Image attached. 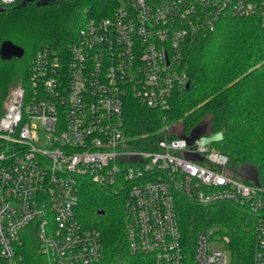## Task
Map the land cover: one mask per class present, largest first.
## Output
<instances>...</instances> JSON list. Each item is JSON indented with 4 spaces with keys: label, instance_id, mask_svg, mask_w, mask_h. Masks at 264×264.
<instances>
[{
    "label": "built area",
    "instance_id": "built-area-1",
    "mask_svg": "<svg viewBox=\"0 0 264 264\" xmlns=\"http://www.w3.org/2000/svg\"><path fill=\"white\" fill-rule=\"evenodd\" d=\"M21 1L0 0V8ZM98 1L107 6L84 19L67 48L37 51L28 83L11 90L0 114V264H27L30 247L43 264L101 261L100 233L79 216L90 184L127 193L128 247L153 264H230L229 237L214 229L199 232L191 247L183 241L179 193L253 214V262L264 264V185L235 176L212 145L221 133L184 136L166 116L164 136L148 147L136 148L125 133L129 98L166 111L174 93L189 87L183 51L190 34L259 7L251 0ZM220 241L226 249L215 246Z\"/></svg>",
    "mask_w": 264,
    "mask_h": 264
},
{
    "label": "trees",
    "instance_id": "trees-1",
    "mask_svg": "<svg viewBox=\"0 0 264 264\" xmlns=\"http://www.w3.org/2000/svg\"><path fill=\"white\" fill-rule=\"evenodd\" d=\"M41 1L0 8V44L11 40L25 49L21 58L0 57V114L11 90L28 83L37 51L47 46L67 48L84 19L107 6L98 0ZM251 1L259 7L256 13L223 16L213 28L190 34L183 51L189 87L174 93L168 110L129 98L125 133L136 148L148 147L164 136L158 130L166 116L168 122L179 123L184 136L221 132L222 138L212 145L228 157L235 176L251 181L239 172L252 165V179L264 185V0ZM127 197L123 190L94 184L82 191L79 216L102 239L103 257L97 264H153L151 256L128 247ZM177 216L183 241L190 247L199 232L218 227L216 232L229 237L230 264H254L256 220L239 204H198L179 193ZM25 259L27 264L45 261L31 247Z\"/></svg>",
    "mask_w": 264,
    "mask_h": 264
},
{
    "label": "water",
    "instance_id": "water-1",
    "mask_svg": "<svg viewBox=\"0 0 264 264\" xmlns=\"http://www.w3.org/2000/svg\"><path fill=\"white\" fill-rule=\"evenodd\" d=\"M33 0H24L23 5L32 2ZM49 0H42V3H46ZM25 54V49L20 45L15 44L11 40H4L0 44V57L3 60H11L14 58H21ZM104 211H99V214H104Z\"/></svg>",
    "mask_w": 264,
    "mask_h": 264
},
{
    "label": "rangeland",
    "instance_id": "rangeland-1",
    "mask_svg": "<svg viewBox=\"0 0 264 264\" xmlns=\"http://www.w3.org/2000/svg\"><path fill=\"white\" fill-rule=\"evenodd\" d=\"M16 87V86H15ZM175 130L177 131H182V128L180 127L179 123L175 124ZM218 133H221V132H218ZM222 134V133H221ZM239 174L242 176V177H247V178H255V167L252 166V165H246L244 166L243 168H241ZM218 227H215L214 230H217ZM218 233V232H217ZM218 238L221 239V237L223 236L221 233L217 234L216 235ZM30 241V240H29ZM28 244V243H27ZM29 244H32V242L30 241ZM215 246L219 247V248H223V249H226V244L224 241H220V242H217L215 243Z\"/></svg>",
    "mask_w": 264,
    "mask_h": 264
}]
</instances>
